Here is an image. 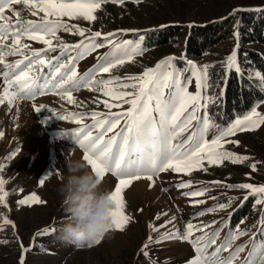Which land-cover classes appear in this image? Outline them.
I'll list each match as a JSON object with an SVG mask.
<instances>
[{
  "label": "rangeland",
  "instance_id": "374dc122",
  "mask_svg": "<svg viewBox=\"0 0 264 264\" xmlns=\"http://www.w3.org/2000/svg\"><path fill=\"white\" fill-rule=\"evenodd\" d=\"M13 7L21 12L20 19L25 21L38 19L30 14L23 3ZM250 10H264V0H141L140 3L125 0L123 5L111 2L102 4L94 13L97 19L92 22L68 17L63 19L69 25L75 24L90 32L100 31L104 34L117 32L114 38L117 42L124 39L139 41L142 54L135 56L133 61H126L124 65L117 66L110 73L96 74V79L121 77L122 80L115 82L112 87H115L116 83H130L127 77L142 74L145 69L154 68L161 60L173 57L174 65L181 70L183 76L190 78L187 82L188 90L195 94L197 92L195 77L192 76L191 66L187 61H192L198 68L208 65L209 87L202 92V95L210 98L208 112L212 119L221 127H226L236 119L247 115H238L223 121L224 114L219 111L223 103V91L228 73L233 72L236 76H241L226 67V57L237 45L238 62L241 65V72L244 73L242 76L246 77L264 96V86L258 79L253 78L259 71L245 69L248 65L245 60L246 51L254 50L264 60V48L256 43L243 45L240 43V36L234 35L238 31L240 15ZM5 15L13 22L17 19L12 11H6ZM39 15L43 16V13ZM226 21L230 23L219 34L216 43L208 47L202 56L190 58L187 53V41L193 29ZM90 32H86V35ZM58 36L68 44H75L82 39L79 35L64 31H60ZM140 37H143L142 41ZM22 42L28 43L32 49L44 47L42 43L28 41L26 38ZM58 43L59 41L54 40V44ZM5 44L10 45L11 39ZM109 50L106 46L78 60L75 65L78 75H83L93 68L97 64V57ZM59 55L60 50L57 49L56 52L48 54L47 58L51 59ZM71 55H75V52ZM17 59L22 57L6 56L8 62ZM64 60H67V56ZM44 71L47 72L48 69ZM3 87H5L3 78L0 77V95ZM72 95L75 104L69 103L66 97L54 92L37 95L32 100H16L11 107L7 100L0 104V133H2L0 164L5 166L0 172V177L7 181L5 190L9 192L6 198L8 207L0 205V264H21L22 257L24 264H150V261L154 264H186V261L194 255V251L187 241L180 239L164 241L159 245L151 244L146 249L149 253L147 258L140 251L149 235L154 238L158 235L151 232L149 223L159 226L173 215L176 216L175 229L172 225H168L167 229H160V232L178 229L182 233L189 221L193 224L201 222L210 224L216 221L207 231L220 229L217 244L239 225L246 234L234 240L229 251L234 250L238 245H245V251L239 254L240 259L247 255L253 234L256 243L264 238V232L259 231L264 227V224H261L264 220V204H256L257 198L252 196L245 200L248 190L229 189L226 186L241 183L264 185V125H261L256 130L237 132L234 137L227 138L240 141L239 146L227 144L225 147L236 154L248 156L250 158L248 161L237 164L225 161L220 166H207L205 162L207 171L195 170L190 175L169 170L154 178L155 183L151 188L147 179L133 181L122 193L125 213L130 217L124 231L114 229L110 239L106 238L99 245L85 249H76L59 243L55 238L56 231L66 219L61 208V196L57 191L61 177L66 172L64 161L66 158L82 159L83 151L75 145L70 135H60L72 133L81 125L70 119L61 120L58 117L76 112L107 113L109 110L105 108L103 101L112 104L121 103L104 96L102 91H90L87 88H81ZM33 105L43 107L36 112ZM254 106L257 111L264 113V98L260 102H255ZM127 107V104H123L122 107H114L111 111H124ZM197 114L202 115V112ZM91 122L90 116L86 115L83 123ZM214 135L215 130H212L206 138L210 140ZM255 162L259 163L257 171L253 172L250 165ZM89 169L91 170L90 166ZM48 172L52 174L45 184L40 186V180ZM181 181H190V187L177 189L176 185ZM214 181L222 183L213 184ZM117 182L115 177L106 173L101 190L110 192ZM202 188L209 189L203 196L182 195ZM31 193H36L46 204H18L19 200ZM229 198L234 199L227 208L197 216V213L207 208H213L219 203H227ZM198 200H204L205 203H193ZM242 212L247 213V216L237 223L236 217ZM158 213L161 216L156 220ZM164 213L167 215H163ZM4 217L14 222L15 228L11 224L4 225ZM45 226L55 228V231L37 237L33 243L34 234ZM200 234L196 233V235ZM25 249L29 250L25 251ZM212 250L209 249L210 252ZM228 254L229 252L222 253L223 256Z\"/></svg>",
  "mask_w": 264,
  "mask_h": 264
},
{
  "label": "snow or ice",
  "instance_id": "6c2138e0",
  "mask_svg": "<svg viewBox=\"0 0 264 264\" xmlns=\"http://www.w3.org/2000/svg\"><path fill=\"white\" fill-rule=\"evenodd\" d=\"M108 2L123 5L125 0H0V66H2L0 77L3 78L5 85L0 95V104L7 100L11 107L16 100H32L37 95H45L49 92L66 97L69 103L75 104L72 94L81 88L102 91L104 96L121 102L112 104L103 101L105 108L109 110L107 113L76 112L59 115L58 118L70 119L81 125L72 133L60 135L71 136L75 145L83 151L82 159L90 166L91 171L102 180L106 173H110L118 180L110 191V199L114 204L110 215L113 228L124 231L130 217L125 213L122 193L133 181L147 179L151 188L155 183L154 178L169 170L190 175L195 170L207 171L205 162L207 166H220L225 161L233 164L248 161L250 159L248 156L236 154L225 147L227 144L239 146L240 141L227 138L234 137L237 132L253 131L264 125V113L257 111L254 106L243 118L236 119L230 126L221 127L208 112L210 98L202 95V92L209 87L208 65L198 68L190 60L187 63L191 66L192 76L195 77L197 88L195 94L188 90L187 82L190 78L183 76L181 70L174 65L173 57L161 60L154 68H147L142 74L127 77L130 83H116V86L112 87L122 78L117 76L110 79H96L97 73H110L117 66L124 65L126 61H133L135 56L142 54L139 41L124 39L117 42L114 39L117 32L107 34L100 31L90 32L78 25H69L63 18L95 21L97 17L94 13L102 4ZM132 2L140 3L141 0H132ZM21 3L38 19L27 21L20 19L21 12L13 5ZM6 11H12L13 16L17 18L15 22L5 15ZM40 13H43V16H40ZM60 31L79 35L82 39L75 44L65 43L58 36ZM86 32L90 34L86 35ZM234 35L238 37L239 32ZM24 38L28 41L40 42L44 47L32 49L28 43L22 42ZM9 39L11 44L6 45L5 42ZM139 39L142 41L143 37ZM54 40L59 43L54 44ZM106 46L110 50L97 57V64L83 75H78L75 67L77 61L83 59L86 54ZM57 49L60 50V55L48 59V54L56 52ZM72 52H75V55H71ZM238 52L237 45L226 57V67L242 76L244 73L241 72V65L238 62ZM17 55L22 59L6 61V56ZM65 56H67L66 61ZM44 69L48 71L45 72ZM253 78L258 79L264 86V73L256 72ZM211 102L215 103V101ZM123 104L128 105L126 110L111 111L114 107H122ZM42 107L33 105L36 112ZM198 112H202V115H198ZM86 115L90 116L91 123H83ZM212 130H215V135L209 140L206 137ZM258 163L250 165L253 172L257 171ZM4 167L0 164V172ZM51 174L48 172L40 180V186L45 184ZM6 183L7 181L0 177V205L5 208L8 207L6 198L9 196V192L5 190ZM212 183L219 185L222 182ZM190 185V181H181L176 187L185 189ZM226 186L229 189L248 190L245 200L252 196L257 198L256 204H264V185L241 183ZM162 190L167 191V189ZM207 191L208 188H202L182 195L200 197ZM211 199L216 198L211 197ZM233 199L229 198L227 203H219L213 208H207L197 213V216L223 210L230 206ZM193 203L202 204L205 201L198 200ZM18 204L42 205L46 202L36 193H31L19 200ZM160 216L161 214L158 213L155 219L159 220ZM175 221L176 216L173 215L162 225L149 223L151 232L158 235L155 238L149 235L147 242L142 246L140 251L146 258L149 256L146 249L151 244L159 245L164 241L180 239L187 241L194 251V255L186 261V264H237V261L238 264H264V238L256 243L255 234L250 241L251 247L247 255L242 259L239 258V254L245 251V245H238L234 250L229 251L232 242L246 234L239 225L217 244L220 229L207 231L216 221L210 224L203 222L193 224L189 221L182 233L178 229L160 232V229H167L168 225H172L175 229ZM3 224H11L15 228L14 222L7 217L3 218ZM261 224H264V220ZM54 231L55 228L49 226L37 230L33 243L37 237ZM259 231L264 232V227ZM196 233L201 234L196 235ZM100 243L101 240L96 241V245ZM209 249L213 250L210 252ZM27 250L29 249H25ZM224 252H229L228 256H223ZM21 264H24L23 257ZM150 264L154 262L150 261Z\"/></svg>",
  "mask_w": 264,
  "mask_h": 264
},
{
  "label": "clouds",
  "instance_id": "9594fccd",
  "mask_svg": "<svg viewBox=\"0 0 264 264\" xmlns=\"http://www.w3.org/2000/svg\"><path fill=\"white\" fill-rule=\"evenodd\" d=\"M66 172L57 191L66 219L57 228L55 238L64 246L90 248L97 240L113 235L110 192L102 191V179L83 159L66 158Z\"/></svg>",
  "mask_w": 264,
  "mask_h": 264
},
{
  "label": "trees",
  "instance_id": "16d2710c",
  "mask_svg": "<svg viewBox=\"0 0 264 264\" xmlns=\"http://www.w3.org/2000/svg\"><path fill=\"white\" fill-rule=\"evenodd\" d=\"M239 20L240 43L243 45L256 43L264 48V10L244 12L240 15ZM229 23L226 21L194 28L187 41V53L190 58L202 56L208 50V47L216 43L219 34ZM245 60L248 64L245 66L246 70L254 69L264 73V60L256 51H246ZM226 78L222 105L224 120L232 116L248 114L255 102L263 100V94L251 85L246 77L236 76L233 72H230ZM245 216H247V213L244 212L238 215L236 217L237 223Z\"/></svg>",
  "mask_w": 264,
  "mask_h": 264
}]
</instances>
